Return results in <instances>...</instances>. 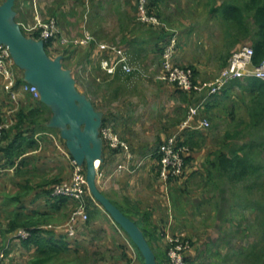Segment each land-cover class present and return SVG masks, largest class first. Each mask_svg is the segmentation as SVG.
Returning a JSON list of instances; mask_svg holds the SVG:
<instances>
[{"label": "crops", "instance_id": "0c3cea01", "mask_svg": "<svg viewBox=\"0 0 264 264\" xmlns=\"http://www.w3.org/2000/svg\"><path fill=\"white\" fill-rule=\"evenodd\" d=\"M56 1L57 0H17L16 6L19 5V10L21 11L16 9L17 18L19 16L26 19L25 17L27 14H30L34 17V20L36 17H39L42 21H47L51 18H55L58 21L59 14L61 13L60 10H57L58 7L62 5V9L65 8L67 11L66 8L71 4L73 5L75 0H59L57 3ZM107 1V13L113 17H117V19L115 17L114 19L117 22L118 31L124 32V39L120 42L127 46H125L124 49L131 63L136 65L135 63L145 61L148 56L153 57V55L150 54L151 52H148L146 48L154 45L155 49L159 37L156 36L152 39L154 35L149 33L150 31H147L149 33L148 35V33L144 34L141 32L143 29H139L141 28L140 25L137 24L139 22H135L134 20L135 15H138L137 0ZM169 1L165 0L159 4L158 12L161 19L168 23V27L165 24L164 26L169 28L174 24L181 23L182 28L179 29L180 31H190V29L184 28L185 21L187 20L183 18L186 16V13L182 11L183 5L179 6V0H173V2ZM66 2H69V5ZM96 2L98 5L100 4V0H82V3L80 0L79 3L83 8V14L86 15ZM206 3H208V1H206ZM88 8L90 9L88 10ZM210 12L212 11L210 10ZM44 13L50 16L44 19ZM174 13L178 15L176 16ZM211 15H213L214 19H218L213 13H211ZM61 26L64 31L67 32L66 26L63 24H61ZM81 27L82 34L79 36L80 38L85 34L86 30L94 35V24L92 22L90 23V21L88 22L86 18H83L81 21ZM151 39L152 41L154 40L156 44H152ZM247 44H250V42ZM247 44L242 42L234 48H231V43L229 42L227 43L229 46L228 53L233 54L236 50H239L242 46ZM87 47L92 49V52L87 54V62H94V64L98 63L100 71V61L107 53L94 45ZM224 55H227V53ZM153 58H156V54ZM188 63H192V66L195 67L194 69L197 71L196 78L198 82H207V80L213 81L219 74L208 77L205 72H209L210 68H207L208 62L205 60L204 62L202 61L200 65H197V62L185 61V64ZM228 63L229 60H223V68L220 72ZM149 64L152 63L149 62ZM160 64L162 66V57L160 59ZM103 73L108 75L110 80L104 77V82L100 88L102 90L104 87L105 93H107L105 97L107 96L110 104L107 107L105 102V108L100 111L104 113V120L107 125H111L119 134L120 129L123 127L121 124L122 121L119 122L116 119V115H113L116 113L110 114L108 110L114 109L113 105H116L120 99L119 94L127 95L126 92H128L131 82H135V80L139 79V73H133L131 75L124 74L123 72H118L114 75ZM119 78H121V81H118ZM241 83L230 84L223 94L213 98L205 105L198 116L192 119V123L189 127L181 131L180 140L184 143L187 142L192 149L190 161L187 163L184 177L182 179L170 181L169 183H165L160 179L159 161L156 156H151V154L157 151L161 144L170 136L180 132L181 126L184 124L190 109L198 104L202 95L188 93L180 88L168 86L169 88L166 89L168 96L163 100L164 105L162 108L168 106L169 100L172 99L174 102L172 103L174 110L166 119L160 118L159 120L162 123L159 125H154L156 123V118H154L156 112L151 111L152 115L149 113V115L147 114L146 116L143 114L138 115V113H136V106L140 103V100L138 98H130L134 104L133 106H135L133 108L136 110L130 109L131 116L129 117V123L131 125V130L135 131V129L143 127L145 123L148 125V121H150L153 127L156 126L160 129H153L152 135H148L145 140L139 138L140 135L138 132L135 133L132 131L137 136H134V133L127 135L123 133L122 139L131 145L129 146L135 154L136 161L133 163L131 171L119 173L116 172L117 165L124 163L125 158L114 152L106 151L103 165L100 170L103 176L99 179L98 185L102 193L124 214L131 217L132 220L137 221L141 227L147 228L149 232L148 239L153 245H160V248L157 246V250L165 248L161 240L163 241L166 233L175 235L180 233L181 235L195 240L196 234L194 230L188 226L191 224L190 215L194 212L193 209H196L195 206L200 205L201 202L198 189L200 186L198 184L200 181L199 179L206 178V175L213 173L214 170L208 168L206 164L214 161V153L217 150V147L213 146L217 143L214 138L215 135L209 138V130L211 129L212 132H214V128H219V123L221 122V125L225 126L226 129L233 127V129L240 130L245 128L250 122L249 113L251 97L247 91L241 89V85L245 86L246 83ZM159 94L163 95V93ZM155 97L158 98V96ZM11 101L6 82L0 77V120L11 117ZM15 109L17 110L16 112L22 111L27 113L35 111L37 113H43H40L38 116L40 117V120H38L39 122L52 116L51 110L43 105L40 100H35L31 95L25 93L19 94V103ZM48 112L49 114H47ZM41 115L45 118L41 119ZM174 115L177 116L176 119H174ZM30 118L32 119V116ZM203 119L210 122V128H199V123ZM14 121L15 123L17 122L16 119H14ZM43 124L44 123H42V125ZM48 124L49 122L45 129L38 127L33 128L30 132H28V130H26L27 132L25 133L23 132L26 143L19 140L18 131L13 130L10 132V130L7 132V136L0 146V252H6L7 260L4 264H30L31 259L35 255L34 248H26L22 243L24 239L16 237L18 231L21 229L13 231L12 233H6L9 224L16 215L50 214L54 219H57L61 211L53 212L57 201V199L52 197V188L57 184L56 181H58V178H56L57 176L53 175L56 173L53 170H49V174H47L46 170L37 169V166L42 167L45 164L42 162L38 163L39 160L46 161L42 155L39 157V154L43 151V154H47L45 155L46 157H52L53 152L51 144L55 142L58 146L59 142L64 141L60 136V132L57 129L50 128ZM163 130L166 132H163ZM167 133H169V135H167ZM206 143L211 146L208 153L203 149ZM10 145H15L16 150L17 147L19 148L17 150L18 155L12 153L11 155H7V152H4ZM28 145H30V147H28ZM60 148L62 151L61 153L65 154L62 147ZM64 149H66L67 154H70L66 144H64ZM64 158L69 159L70 163L68 164L73 174L74 159L71 155H68V157L64 156ZM140 160L144 161L143 165L137 167V161ZM29 167L32 169H29ZM205 198L207 199L208 197ZM87 202L89 220L85 223L78 222L75 235H70L68 230L64 227H62L63 229L58 228L59 230H57V227L51 230L53 233H51L50 238L52 236L54 240L66 245L65 251L59 258L54 260L53 264H131L132 262L134 264H141L138 261L137 249L133 247L134 245H132L129 236L120 230L117 223H115L103 206L95 199H92L91 195L88 196ZM194 203H196L195 206L193 205ZM57 207L58 206H56V208ZM181 223H183L184 226H182ZM97 224H102L100 227L102 229L101 231H96L95 225ZM180 228L182 229L180 230ZM194 252L195 251H192L190 253L191 255H189L192 256L191 259H189L190 264L194 263V259H192L195 257L193 255L196 254V252L195 254ZM134 256L137 258L136 262L133 261Z\"/></svg>", "mask_w": 264, "mask_h": 264}, {"label": "rangeland", "instance_id": "374dc122", "mask_svg": "<svg viewBox=\"0 0 264 264\" xmlns=\"http://www.w3.org/2000/svg\"><path fill=\"white\" fill-rule=\"evenodd\" d=\"M4 1L5 0H0L1 3ZM58 1L59 0H57L56 3ZM79 1L75 0L73 5L71 4L72 6L69 5V2H66L69 5V7L66 8L67 11L65 8L62 9V5L58 7L57 10L61 11L58 17V25L60 26L61 32L60 36L67 37L68 39H81L84 36L83 35L81 38L79 37L82 34L81 21L83 18H86L88 22L90 21V23L92 22L94 24V36L97 40L104 41L110 45H119L124 51H126L124 49L126 45L120 42L124 39V32L118 31L117 22L114 19L115 16L113 17L107 13L108 1L100 0L101 7L100 4H97V2L94 3V5L91 7V10L88 8L89 11L86 13V15L83 14V8ZM206 1H208V3H206ZM169 2H173V0H170ZM216 3L217 0H179V6L183 5L182 11L186 13V16L183 17L187 20L185 21L184 28H188L190 31H183L182 29V31H180L179 29L182 28L181 23L174 24L175 26L172 25L169 27L170 31L173 32V35L176 34L178 39V51L175 59L176 63L191 69L194 73L196 82H198V80L196 78L197 71L194 69L195 67L192 66V63L185 64V61L197 62V65H200L202 61L204 62V60L207 61V68L210 69L209 72L205 73L208 77H210L211 75L216 76L218 73L220 74V70L223 68V60H230L229 57L231 53H228L229 46L227 45V43L230 42V38L228 35L227 26H225L223 22L219 21V19H214L213 15H211V13H213L212 9ZM16 7L15 9L20 11L19 5ZM210 10L212 12H210ZM44 15V19L50 16L46 13H44ZM174 15L177 16L178 14L174 13ZM25 18L26 19H23V17L18 16L16 20L24 24H33L35 22L34 17H32L30 14H27ZM115 18L117 19V17ZM134 20L135 22H140L138 20V15H135ZM161 21L168 27V23L165 22V20ZM61 24L66 26L67 32L64 31ZM140 27L141 28L139 29H143L141 32L144 34L148 33L147 31L150 30L148 27ZM158 28L154 29L157 31ZM53 41L54 42H52V45L48 47L47 52L52 58H56L58 56L63 57V66L72 71V74L76 80L77 89L81 93L88 96L93 104H95L98 111L105 108V102V105L108 107L110 101L107 99V96L105 97L107 93H105L104 87L102 90L100 87H102L104 77H106L107 80H110V77L104 74L102 70L99 71L98 63L95 65L94 62H87V57L85 56L90 54L92 49L81 46L63 45L61 43L60 37L54 39ZM160 43L163 44L164 41ZM247 43L249 42L244 44ZM146 49H148V52H151L150 54H152L153 57L156 54V58L154 59L153 57L148 56L145 61L135 63L136 65L132 64L134 67L139 69L142 74L138 72L139 79L135 80V82H131L130 88L128 92H126L127 95L119 94L120 99L116 105H113L114 109L108 110L110 114L116 113L113 115H116V119L119 122L122 121L121 124L123 127L120 129L121 132L119 131V134L113 129V127H111V125H106L105 127H111L121 139L123 137V133L127 135L138 132L140 135L139 138L141 140H145L148 135H152L153 129H160L156 126L153 127L150 121H148V125L145 123L143 127L135 129V131L131 130V125L129 123V117L131 116L130 109L132 108L135 110L133 108L135 106H133L134 104L130 100L131 97L135 99L138 98L140 100V103L136 106V113H138V115L143 114L146 116L148 113L152 115L151 111L156 112L154 116V118H156V123L154 125H159L162 123L159 119H166V117L169 114L171 115L174 110L172 104L174 102L172 99L169 100V104L165 108H162L164 105L163 100L168 96L166 89H168L170 86H173V88L178 87L168 83H161L157 80V75L161 73L162 66L160 64V59L162 55H159L157 48L154 49V45L147 47ZM225 53H227V55H224ZM149 62L152 64H149ZM207 82H211V80H207ZM207 82L198 83L204 84ZM159 93H163V95ZM155 96H158V98ZM11 107L12 110L15 109V103L12 102ZM47 114H49V112ZM173 117L174 119L177 118L176 115ZM9 119H11V117L2 120L5 121ZM221 124L222 122L219 123V128H214V132H212L211 129L209 130V138H212L213 135H215L214 138L216 139L217 143L215 142L216 145L214 144L213 146L219 149L222 147V150L227 152L228 150L224 145L227 144L226 141L228 139L225 134L227 131L237 132V130L233 129V127L226 129L225 126H222ZM7 131L5 134H7ZM239 131H241V129ZM243 131H245V129H243ZM163 132L166 131L163 130ZM135 133L134 136H137ZM5 134L3 136V140ZM167 135H169V133H167ZM243 135L248 136L247 139H244ZM261 136H263V134H255V136H250V134L245 131L242 133L240 138L238 137L239 139H236V143H239L238 145H242L245 141L255 140L256 138L259 139ZM64 144V141L59 142V145L57 146V144L53 142L51 144L53 156L50 158L48 156L46 157L45 155L47 154H43V151L41 154H39V157L42 155L46 161L44 162L39 160L38 163L42 162L45 164L42 167L37 166V169L46 170L47 174H49V170H53L56 173L53 175L57 176L56 178H58V181H56L57 183L66 182L71 179L70 177H72L71 168L68 164L70 161L68 158H64V156L68 157V155L71 154H67L66 149H64ZM60 147H62V149L65 151V154L61 153L62 151ZM210 147V144L208 145L206 143L203 149H205V152L208 153ZM206 166L210 169H213L208 163ZM29 169L32 168L29 167ZM213 170V173L206 175V178L199 179L200 181L198 184L200 186L198 189L201 196V202L200 205L197 206H195L196 203L193 204L196 209H193L194 212H192L190 215L191 224L188 226H190L196 234L195 240L193 238H189L192 245L191 252H196V254L194 252L195 255H193L195 257L192 258L194 259L193 262L196 264H251L250 262H247L246 254L248 253V249L251 247V245L253 243H257L261 238L260 229L255 219L256 213L251 204L262 202L264 200V188H260L258 186L249 190L247 185L252 186V181H242L238 183L234 179L220 176L219 171L215 169ZM205 197L208 198L206 199ZM74 208L75 204L63 207L58 214L57 219L59 221L55 223L56 226L66 225ZM181 225L184 226L183 223H181ZM95 226L96 231L102 230L100 228L102 224H97ZM181 229L182 228H180V230ZM178 235L181 234L179 233ZM181 236L188 238L184 235ZM161 242H163L165 245L164 240H161ZM151 245L153 247L155 246L152 242ZM157 246L160 248L159 244ZM157 246L154 248H156L158 253H166L165 248L162 250H157ZM133 247L135 248V246ZM137 253H139L138 249ZM139 257H141V255ZM191 257L192 256H189L188 259H191ZM136 259V256H134L133 261L136 262ZM138 261L142 263L139 258ZM159 263L170 264L167 257L160 258ZM131 264L134 263L132 262Z\"/></svg>", "mask_w": 264, "mask_h": 264}, {"label": "built area", "instance_id": "2783aa9c", "mask_svg": "<svg viewBox=\"0 0 264 264\" xmlns=\"http://www.w3.org/2000/svg\"><path fill=\"white\" fill-rule=\"evenodd\" d=\"M152 0H137L138 20L146 25L160 27L162 25L160 19L149 10V5ZM20 27L29 38L32 35L39 33V38L46 42L52 41L60 37L63 45H73L87 47L96 45L100 50L105 51L107 55L100 61V68L103 72L114 75L123 72L124 74H132L135 71L142 72L134 67L127 55L121 47L100 42L96 37L86 31L81 39H68L60 36V27L55 18L47 21L35 18L33 24H24L19 22ZM178 51V39L174 34L166 45L162 54V71L157 75V80L162 83L176 85L181 90L188 93H196L202 95L201 100L193 106L188 114L184 124L181 126L180 132L170 136L157 151L151 156L159 157L160 179L169 183L172 180L182 179L185 171V159L189 154V148L186 145L180 144V133L185 128L189 127L192 119L197 117L203 110L205 105L220 95L230 84L235 81H245L246 79L256 78L264 82V61L260 66H254L253 57L254 50L250 45H244L239 50H236L228 65L220 72V74L211 82L204 84L195 81L194 73L191 69L183 67L176 63V55ZM0 77L6 82L7 90L10 99L17 106L19 103V94L25 93L31 95L35 100H40V94L37 87L30 85L24 81L23 73L16 66L12 57L11 51L7 46H0ZM23 83L18 85L19 80ZM16 109L12 110V113ZM13 125L12 119L0 120V146L3 136L7 130ZM210 122L203 119L199 123V128H210ZM101 137L104 141V147L107 151L122 155L125 162L117 165L116 172L131 171L133 163L136 161L135 154L127 142L119 137L111 127L101 128ZM138 166L143 165V160L137 161ZM101 163L97 166V180L102 178L100 172ZM73 174L69 181L59 183L52 188V197L69 199L75 203V208L70 215L66 225L61 226L68 230L70 235H75L76 225L78 222H87L89 220L88 211V196L90 195L87 185V174L84 166L78 165L73 160ZM51 227V226H50ZM56 228V227H52ZM59 227H57L58 229ZM17 238L28 239L30 232L25 229L18 231ZM165 242L166 254L170 264H188L187 259L192 250L191 241L181 235L166 233L163 238ZM7 260L6 252H0V264H4Z\"/></svg>", "mask_w": 264, "mask_h": 264}, {"label": "trees", "instance_id": "16d2710c", "mask_svg": "<svg viewBox=\"0 0 264 264\" xmlns=\"http://www.w3.org/2000/svg\"><path fill=\"white\" fill-rule=\"evenodd\" d=\"M164 1L165 0H152L149 5L150 12L154 13L160 19V21L163 19H161V16L158 12L159 4ZM212 11H213V14L219 19V21L223 22V24L227 26L231 48H234L236 45L242 42L246 43L249 41L250 46H252L254 50L253 64L254 66H260L262 62L264 61V0H221V1L217 0V3L212 9ZM17 22L19 23L18 20ZM137 24L142 27L143 26L148 27L150 29L148 30L150 31L149 33H152L154 35L152 39H154L156 36L159 37L157 39L158 42H156L157 44L155 43L154 40L152 41V39H151V42L152 44L154 43L156 44L155 48H157L158 53L162 55L170 38L173 36V32H171L169 28H166L163 23L159 28L149 26L141 22ZM154 28L155 29L158 28V30L156 31ZM23 33L25 34V32ZM25 35L27 36V34ZM32 37L38 39L39 33L32 35ZM162 41H164L163 44L160 43ZM52 42L54 41L52 40V41L46 42V51L48 47L52 45ZM68 46H71V45H68ZM49 56L51 57V55ZM231 56L232 54L230 55V58ZM86 57H88V55ZM134 73H138V71H135ZM120 79L121 78H119L118 81H121ZM241 82L246 83L245 86L241 85V89H243L244 91H247L249 96L251 97L250 113H249L250 122L243 129H245V131H247L250 134V136L251 135L255 136V134H263V136H261V138L259 139L256 138L255 140L245 141L242 145H238L239 143H236V139H239L240 136H242V133L245 131L241 129V131L237 130V132L235 131L227 132L225 135L227 136L228 140L226 141L227 144L224 146L228 151L224 152L222 150V147L220 149L217 148V150L214 153L215 159L212 162L209 161L210 162L209 165H211L213 169L219 171L220 176H225L227 178L234 179L238 183L242 181H246V182L252 181L251 182L252 186L247 185V188L249 190L254 189L255 187H258V186L260 188H264V159H263V155H264V82L256 78H250V79H246L245 81L238 80V81L233 82L232 84H240ZM21 83H23V81L20 79L18 82V85H21ZM223 92L221 94H223ZM16 111L11 114L13 125L10 128L11 131L10 130L9 131L10 132H12L13 130L18 131L19 140L25 143H26V138L23 135L25 132H27L26 130L30 132L33 128H38V127L41 129H45L47 126V123L49 122L51 118L50 117L48 119H45L42 122H39L38 120H40V117L38 116L40 115L41 112L37 113L35 111H30V112L25 113L22 111H18V112ZM31 116H32V119L30 118ZM43 118L45 117L41 115V119ZM14 119H16L18 123L17 122L15 123ZM42 123L44 124L42 125ZM106 125L107 123L105 122V120H103L102 127H105ZM6 136L7 134H5L4 139L6 138ZM243 137L244 139H247L248 136L243 135ZM25 143H21V144H25ZM180 144L189 146L187 142L184 143L181 140H180ZM30 145H28V147H30ZM188 148H189V154L187 155L185 159V171L187 168V163L190 161V154L192 151L191 146H189ZM18 149L19 148L17 147V150ZM17 150L15 149V145H10L4 152H7V155L8 154L11 155V153L17 154L18 153ZM106 151H107V148L104 147L103 156H105ZM159 157L160 156L157 157L158 161H159ZM102 165H103V162L101 163L100 170L102 168ZM159 169H160V166H159ZM185 171H184V174H185ZM92 199H94L93 196H92ZM55 204L58 207L56 208L55 206V208L53 209V212L60 211L63 207L69 206L75 203H72L69 199L57 198V201ZM251 205L256 213L255 219L260 229L261 238L257 243H253L251 245V247L248 249V253L246 254V258H247V262H250L251 264H264V200L262 202H257ZM58 221H59L58 219H54L52 215L50 214H37V215L18 214L13 219V221L9 224L6 230V233H12L13 231H16L19 229L28 230L30 232V237L28 239L22 240V243L26 248L31 247V248H34L35 250V255L31 259L30 264H53L54 260L59 258L66 248V245L61 244L59 241L54 240L52 236L50 238L51 233H53V231L51 230L54 229L52 227L60 228L62 226V225L56 226L55 223H57ZM135 222L144 232L149 244L151 245V241L148 239L149 232L147 228H143L137 221ZM117 226L120 228L122 232L125 233V231L118 224ZM151 247L156 254L157 264H160L159 263L160 258L167 257V254L158 253L152 245ZM135 248L137 249L136 246ZM139 253L137 254H138L139 260L142 262L141 264H145L141 253L140 255L142 258L139 257L140 256ZM187 262L188 264H190L189 259H187Z\"/></svg>", "mask_w": 264, "mask_h": 264}, {"label": "water", "instance_id": "95a60500", "mask_svg": "<svg viewBox=\"0 0 264 264\" xmlns=\"http://www.w3.org/2000/svg\"><path fill=\"white\" fill-rule=\"evenodd\" d=\"M17 0L0 2V46L9 47L24 81L37 87L40 101L52 113L48 126L57 129L72 158L84 166L91 195L129 236L145 264H157V257L138 224L125 215L100 190L97 166L104 161L101 137L104 113L76 86L72 71L64 68L63 57L51 58L46 43L27 37L17 22Z\"/></svg>", "mask_w": 264, "mask_h": 264}]
</instances>
